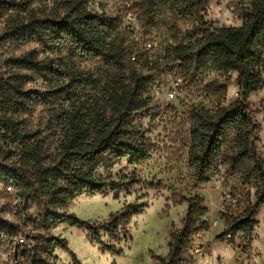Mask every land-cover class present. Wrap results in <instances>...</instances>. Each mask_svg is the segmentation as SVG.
<instances>
[{"label": "trees", "instance_id": "16d2710c", "mask_svg": "<svg viewBox=\"0 0 264 264\" xmlns=\"http://www.w3.org/2000/svg\"><path fill=\"white\" fill-rule=\"evenodd\" d=\"M37 1L0 3L14 11L0 41L34 42L43 53L42 58L36 51L11 57L7 75H0V138L6 147L5 150L0 147V184L11 187V193L20 201H34L42 207L41 230L48 231L59 222L84 229L92 242L118 255L119 228L124 232L129 217L117 215L109 224L96 227L67 212L68 205L83 195L118 191L124 186L122 180L105 177L101 168L108 172L125 158L130 164L147 159L144 132L133 118L146 108L152 77L164 61L179 62L187 83L204 69L224 75L235 73V84L244 90L246 98L261 88L264 0H248L241 27L214 29L207 27L203 19L209 0H148L140 6V19L145 26L151 27L162 11L193 23L186 41L180 39L152 55L142 54L137 45L125 42L120 18L94 13L83 0H59L62 13L42 17L27 9ZM22 13L26 15L20 16ZM62 51L68 53L65 61L71 63L70 67L65 61L55 64L49 56ZM74 56L104 61L110 67L98 89L91 73L73 70ZM138 67L147 72L142 73ZM35 78L46 86L44 90L28 87ZM211 85H215L214 90L222 98L226 85L218 82ZM88 87L92 88L89 93L84 90ZM53 96L58 105L49 112L47 130L56 137L51 148L46 136L25 125L24 116L38 105L52 103ZM195 115L188 161L198 182L209 181L208 168L223 153L222 145L229 130L233 133L229 147L233 167L246 163L251 166L248 172L254 176L255 201L240 215L230 217L229 230L239 229L244 237H250L257 224L253 215L264 205V161L256 151L258 125L245 103L234 102L228 107L218 104ZM181 202L187 204V224L185 232L174 238V251L167 264H182L184 258L178 260L177 255L187 251L186 234L199 231L201 217L207 212L200 196L183 198ZM20 231V224L0 218V246L12 243ZM101 231L115 243L103 241ZM19 246L22 264H53L54 248L61 246L67 250L64 240L58 237L38 236L35 243L16 245L17 250ZM68 252L72 264H80L74 253ZM161 264L165 261L161 260Z\"/></svg>", "mask_w": 264, "mask_h": 264}, {"label": "rangeland", "instance_id": "374dc122", "mask_svg": "<svg viewBox=\"0 0 264 264\" xmlns=\"http://www.w3.org/2000/svg\"><path fill=\"white\" fill-rule=\"evenodd\" d=\"M83 1L87 8L94 13H104L109 17L120 18L121 27L124 32L122 33V37L129 46L137 45L136 47H139L143 41L150 38L156 39L160 43L161 48L173 44L174 42L177 43L180 39L186 41L188 37L187 33L191 30L193 25L192 21L179 20L169 13L162 11L156 16L153 22L154 24H152L151 27L145 26L140 19V6L145 5L148 0H134L130 6L127 0H116L111 6L108 0ZM17 2L18 0L0 1V3L10 4ZM221 2L222 0H209L203 16L207 27H215L217 25H219L217 27H229L211 17L205 19V17L209 15V10L218 9ZM223 7L227 8L229 5L225 4ZM247 7L248 0H246V2L245 0H234L233 10L237 14V19L242 20V13ZM27 9L39 17L62 13L59 0H39L31 4ZM97 9H99V11H97ZM128 12L133 13L137 25L125 23V17ZM13 13V9L6 8V4L0 5V37L4 34L11 17L14 15ZM24 15H26V13L20 14V16ZM29 51H36L39 58L43 57L41 48L34 42L17 44L0 41V75H7V63L11 57H17ZM154 53H156V51H150L148 55ZM67 55L68 53L66 51H62L61 53H51L49 56L52 57L55 64H58L60 61H65ZM65 63L70 67L71 63H67L66 61ZM73 67V70L91 73L95 79V89H98L103 84L105 77L110 71V67L105 64L104 61L81 60L77 56L73 58ZM138 69L142 73L147 72L143 67H138ZM178 72L182 76L184 75L183 68H178ZM235 77V73L224 75L213 70L201 69L196 73L193 79L188 81L184 94L175 99L174 103H167L163 111H161L159 104H153L150 90L147 95L149 99L146 108L133 118L134 123H139L141 129H143L144 143L149 153L147 159L137 164H130L127 161L124 168L117 173L119 179L115 181H124V186L118 191H104L98 195H83L73 200L68 205L67 212L71 213L69 209L80 208L88 204L95 197H99L107 203L109 200H119L122 197L136 194L138 198H146L142 205L143 208L151 209V211H145L142 215L138 216L137 223H147L153 214L165 209L168 211L174 210L177 215L185 213L187 204L181 202V200L183 198L188 199L200 196L204 200L207 212H209V221L199 224L200 228L198 232L200 236L197 238L198 243L201 241L211 242L208 247L205 248V251L208 253L206 259L212 260L213 264H216V261L219 260H224L225 264H227L230 253L234 249L237 253L236 264H245L253 254H259L260 251L264 250V205H260L253 215V218L257 221L256 225H259L258 235L255 237L257 242L253 246L251 239L248 237L241 236L233 241L226 239L224 233L218 232L212 224V216L217 212V203L214 200L209 202L206 197L201 194L203 192L211 193L217 183H222L224 185H229L230 191L227 193L232 198L239 197L238 203L240 204V211L228 217V223L230 225L228 231L232 228L230 217L240 215L246 206L252 205L255 201L254 193L256 187L254 176L251 172H248L251 166L246 163L243 166L237 164L233 167L232 159L229 158V155H231L229 147L232 146L231 139L233 137L232 130L227 131L226 140L222 145L223 153L217 157L208 168V182L200 183L197 181L195 172L188 161V154L191 146L190 131L195 123L196 112L214 109L218 104L222 106L221 101L225 98V94L230 85H236ZM205 79H207V82H204ZM213 82L224 83L226 85L222 98L221 95L214 90L215 85H211ZM28 87L38 90H44L46 88V86L36 78L28 84ZM91 87L84 90L89 93L92 91ZM250 94L249 102L245 103V106L258 125L256 133L258 139L256 151L261 160L264 161V152L261 151V145L258 144L261 140V135L258 133L261 131L262 125H264V115H257V113H261L262 110H264V100L260 101V105L256 104L258 96L264 94V84H262L259 90ZM53 98L54 101L52 103L45 106L38 105L24 116L25 125L32 130H39L42 136H46L47 141L51 143V148L54 146L56 137L52 135V132L47 130L49 112L53 107H57L58 105L56 98L54 96ZM145 118H148V127L146 128L143 124ZM154 121L157 123H153ZM159 124L163 125V138H161V133L159 131L156 132L155 137H150L148 134L151 133L153 129H156ZM0 147H2L3 150L6 148L1 138ZM123 162L124 160L115 165ZM128 169H130V171H128ZM100 173L104 175L103 172L100 171ZM142 173H151L152 179H144ZM221 173L222 175H220ZM157 174L167 177L170 183L158 179ZM245 185L248 186L247 190L245 189ZM168 192H171V196L168 195ZM220 195L223 196V193H220ZM0 198L5 199V203L0 206V213H4L5 215H0V218L18 223L21 226L20 233L13 239L12 243H4L0 246V253H6L8 251V245H15L11 259L15 261L16 264H22L23 262L20 255L22 247L19 246L21 248L18 250L16 249V245H21L18 240L19 235L27 233L29 236L27 238L24 236L25 244L28 242H32V244L35 243L38 236L58 237L64 240L67 250L63 249L61 246L55 247L53 252L55 260L53 264H57V262H59V264H72L68 251L74 253L80 264H83L88 255H95L99 264H128V261L119 254L114 256L112 253L103 250L99 245L92 242L90 234L84 229L59 222L54 224L48 231L41 230L39 225V214L41 213L42 207H38L34 201H20L13 193L7 191L2 184H0ZM169 201H171V204L168 203ZM97 211L101 212L102 210ZM7 215L13 216L14 219L6 218ZM221 215H223V213H221ZM76 217L79 218L78 216ZM166 228L167 219L165 217V219L153 227L152 231H156L157 229L163 231ZM100 233L103 241L115 243L114 240L110 239L107 233L103 231ZM118 236L120 237L119 242L134 239L127 225L124 227V232L123 229L119 228ZM69 237H72L80 245L79 252L73 251L68 247L69 243H71ZM119 242H116L118 243L116 244L118 248ZM203 246L204 245L201 244V247ZM122 251L123 249L121 248V252ZM148 252L149 255L155 259L153 250L149 249ZM62 253H67V255L62 258ZM143 258V253H141L139 259L143 261Z\"/></svg>", "mask_w": 264, "mask_h": 264}, {"label": "clouds", "instance_id": "9594fccd", "mask_svg": "<svg viewBox=\"0 0 264 264\" xmlns=\"http://www.w3.org/2000/svg\"><path fill=\"white\" fill-rule=\"evenodd\" d=\"M108 2L111 6V4L115 3L116 0H108ZM127 2L130 6L134 0H127ZM225 4L229 5V7L224 8L223 6ZM233 8L234 0H222L219 8L216 10L210 9L209 15L206 16L205 19H209L211 17L225 26L239 28L243 22L242 20L236 18L237 14ZM97 11H99V9H97ZM125 23L137 25L136 18L132 12L127 13ZM262 75H264V73H262ZM165 80L166 85L164 87H153L150 92L153 104H159L161 111H163L167 103H174L176 97L182 95L184 92L183 77L179 75L174 77L172 73H167ZM204 82H207V79H205ZM243 91L244 90L239 85H230L225 94V98L221 101L222 106L228 107L234 102L248 103L251 94H249V97L246 98ZM261 100H264V94L258 96L256 104L260 105ZM257 115H264V110H262L261 113H257ZM153 123L157 122L154 121ZM143 124L145 128L148 127V118L144 119ZM157 131L161 133V138H163L164 133L162 124H159V126L156 129H153V131L148 135L150 137H155ZM258 134L261 135V140L258 144L261 145V151L264 152V125H262L261 131ZM126 163L127 159L125 158L123 163L111 167L108 172H104L103 168H101L100 171L104 173L105 177L111 180H117L119 179L117 173L124 168ZM128 171H130V169H128ZM220 175H222V173ZM142 176L146 180L152 179L151 173H142ZM157 178L164 180L166 183H170L168 178L161 174H157ZM245 189H248L247 185H245ZM228 191H230L229 185L217 183L211 193L203 192L201 194L204 195L209 202L214 200L217 203V212L214 216H212V222L217 231L224 233L226 239L235 241L238 237L243 236V233L239 229L234 232L227 231L230 228L228 217L237 214L240 211V204L238 203L239 197L225 198V196L220 195V193H227ZM168 195L171 196V192H168ZM145 199L146 198L144 197L138 198L136 194H133L127 197H122L119 200H109L106 203L105 200L95 197L88 204L80 208H71L69 211L78 216L81 221H85L89 225L94 224L96 227L109 224L117 215L122 216L123 214H126L129 217L127 227L134 239L119 242V247L122 248L123 251L118 254L125 258L128 261V264H161V260L165 261V264H167V261L171 258L174 251V238L180 233L185 232L187 224L186 212L181 215H177L174 210L168 211L165 209L153 214L147 223H137L138 216L142 215L145 211H151V209H144L140 207L144 204ZM4 203L5 199L0 198V206ZM168 203L171 204V201ZM97 210L102 211L98 212ZM221 213H225L226 215H221ZM0 215L5 214L0 213ZM165 217L167 219V228L163 231H160L159 229L152 231L153 227L165 219ZM6 218L14 219L11 215H7ZM258 228L259 225L254 226L250 237H248L251 239L253 246L257 242L255 237L258 235ZM186 235L188 240L187 251L179 253L177 255V259L180 260V258L183 257L184 260L182 261V264H213L212 260L206 259L208 253L205 251V248H207L211 242L201 241L198 243L195 235ZM69 240L71 243H69L68 247L73 251L79 252L80 245L72 237H69ZM28 243L31 245L32 242ZM201 244L204 246L201 247ZM7 247L8 251L6 253H0V264H16V262L11 259L12 251L14 250L15 245L12 244ZM149 249H152L154 255L160 259H153L152 256L149 255ZM141 253H143L144 256L143 261L139 259ZM66 255L67 253L61 254L62 258ZM113 255L115 256L117 253L114 252ZM236 260L237 253L233 249L230 253V258L227 260V264H236ZM57 264H59V262H57ZM83 264H99V261L96 259L95 255H88ZM216 264H225V261L219 260L216 261ZM245 264H264V250L260 251L259 254H253L245 262Z\"/></svg>", "mask_w": 264, "mask_h": 264}, {"label": "built area", "instance_id": "2783aa9c", "mask_svg": "<svg viewBox=\"0 0 264 264\" xmlns=\"http://www.w3.org/2000/svg\"><path fill=\"white\" fill-rule=\"evenodd\" d=\"M217 28V26L215 27H210V29H214ZM160 47V49H159ZM165 48V46L163 47ZM163 48H161L160 43L154 39V38H150V39H146L145 41H143V43L141 45H139L138 50L140 53L142 54H148L150 51H156V53H160ZM179 62H173V61H164L160 67V69L157 71V73L155 74V76L152 77V81L150 84V90H152L153 87L156 88H162L166 85V74L167 73H172L173 76H181L183 77L181 74H179L178 72V68H179ZM183 88L184 91L187 88V81L185 80V78L183 77ZM184 94V92L182 93V95ZM181 96V95H179ZM177 96L176 99L179 97ZM6 190L9 192H12V188L11 187H6ZM223 196H225V198H232L228 193H223ZM223 215H226L225 213H223ZM209 221V212H206L202 217H201V222H208ZM213 224V222H212ZM214 225V224H213ZM24 234L19 235V242L21 243V245H24ZM195 236L198 238L200 236L199 232L195 233ZM23 241V242H21Z\"/></svg>", "mask_w": 264, "mask_h": 264}]
</instances>
